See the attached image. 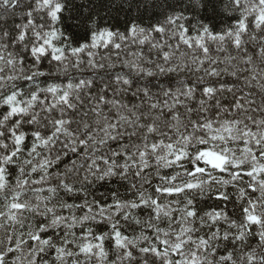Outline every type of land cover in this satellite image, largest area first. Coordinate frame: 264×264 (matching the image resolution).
Wrapping results in <instances>:
<instances>
[{
	"label": "clouds",
	"instance_id": "9594fccd",
	"mask_svg": "<svg viewBox=\"0 0 264 264\" xmlns=\"http://www.w3.org/2000/svg\"><path fill=\"white\" fill-rule=\"evenodd\" d=\"M0 264H264V0H0Z\"/></svg>",
	"mask_w": 264,
	"mask_h": 264
}]
</instances>
